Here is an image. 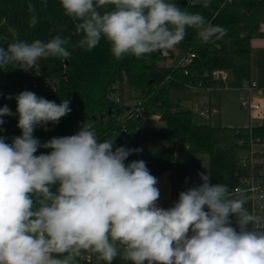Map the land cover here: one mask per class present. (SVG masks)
Segmentation results:
<instances>
[{"label":"clouds","instance_id":"obj_1","mask_svg":"<svg viewBox=\"0 0 264 264\" xmlns=\"http://www.w3.org/2000/svg\"><path fill=\"white\" fill-rule=\"evenodd\" d=\"M59 2L81 37L74 47L91 51L103 37L117 60L166 54L189 28L204 43L227 33L171 0ZM188 3L207 8L211 0ZM27 7L34 27L36 6ZM69 43L60 35L8 42L0 47V68L16 65L39 75L40 60L71 56ZM14 98L21 135L11 143L0 136V264H78L85 252L104 264L117 257L128 264H264V216L245 206L247 189L212 184L205 171L201 184L164 209L146 162L126 163L140 148L114 147L117 136L101 142L85 121L74 135L41 143L34 130L58 124L71 112L70 100L57 104L28 90ZM12 115L7 105L0 107V125ZM41 148L51 151L36 155Z\"/></svg>","mask_w":264,"mask_h":264},{"label":"trees","instance_id":"obj_2","mask_svg":"<svg viewBox=\"0 0 264 264\" xmlns=\"http://www.w3.org/2000/svg\"><path fill=\"white\" fill-rule=\"evenodd\" d=\"M29 2L36 6L38 23L34 27L29 25ZM171 2L189 12L200 13L210 23L227 30L223 38L204 43L196 29H187L179 45L184 55L194 53L195 57L186 66L168 64L176 55L174 52L171 57L157 51L140 58L125 55L117 60L103 37L91 51L74 47L81 37L75 33V23L65 15L59 0H0V47L6 49L7 43L15 40L31 43L60 35L70 38L66 47L71 52L66 61L58 57L39 61L51 77L67 75L55 91L23 89L22 83L34 78V70L25 72L16 65L0 68V107L7 105L14 114L3 117L5 123L0 125L3 129L0 136L11 143L13 137L21 135L14 98L20 92L32 91L57 104L68 99L71 112L67 116L58 124L49 123L34 130V137L41 143L52 137L74 135L85 121L93 124L99 141L117 136L114 147L142 150L129 156L126 163L143 160L153 176L171 170L175 183L181 186L176 190L174 203L179 193L187 190L185 179L191 176L193 160L198 154L209 156L210 182L224 183L233 189L240 183V177L251 171L250 165L244 163L249 141L251 136L264 135V126L249 128L196 122L193 112L183 106L175 92L195 90L202 94L203 90L221 87L223 84L211 76L215 69L230 70L236 82L252 79V39L264 37V0H211L207 8L184 6L180 0ZM10 95L12 99L7 98ZM138 100L142 101L146 115L160 116L163 122L160 127L142 130V120L130 117L131 105ZM148 137L165 146L159 150L144 147L140 141ZM50 151L41 148L35 154ZM245 206L250 210L249 202ZM231 219L235 227V217ZM88 255L91 256L89 261ZM98 261L104 264L87 252L78 258V264H97ZM112 264L128 262L117 257Z\"/></svg>","mask_w":264,"mask_h":264},{"label":"built area","instance_id":"obj_3","mask_svg":"<svg viewBox=\"0 0 264 264\" xmlns=\"http://www.w3.org/2000/svg\"><path fill=\"white\" fill-rule=\"evenodd\" d=\"M194 57V53L184 55L177 63L186 66L192 62ZM38 64L40 65L39 62ZM211 76L222 83L224 87H228L230 82L234 80L232 72L227 69H215L212 71ZM66 78L67 75L65 73L62 77H51L40 65V74L36 75L34 71V78L30 82L22 83V88L54 91L61 86L62 81ZM242 88L244 91L241 105L249 111L250 116V123L246 127L264 126V88L259 87L255 79L243 81ZM212 89L203 90V93L209 92ZM256 92H259V95H256ZM202 95H199L196 99L198 111L200 115L209 118L210 121L212 117L220 114L221 109L210 98H200ZM130 117L136 121L148 117L142 101L138 100L132 103ZM159 117V115H153L154 119H159ZM244 163L250 165L251 171L249 174L241 176L240 183L233 187V189H230V191H234L237 188L247 189L250 197V210L264 216V135L251 136L249 152L244 159ZM87 259L89 261L91 256L88 255Z\"/></svg>","mask_w":264,"mask_h":264},{"label":"rangeland","instance_id":"obj_4","mask_svg":"<svg viewBox=\"0 0 264 264\" xmlns=\"http://www.w3.org/2000/svg\"><path fill=\"white\" fill-rule=\"evenodd\" d=\"M176 55L168 61V64H175L184 55V49L178 44L171 49ZM252 79L257 80L259 87L264 88V50H254ZM243 82H236L232 80L228 87H215L210 92L195 93V90L176 91L175 96L181 99L183 106L193 112L194 120L196 122H208L209 118L200 115L197 105V97L210 98L221 112L219 115L212 117L210 120L214 125L222 124L225 126H247L250 123L249 111L241 105V98L243 95ZM163 124L159 119H154L153 115H148L142 120L141 129L152 130L158 128ZM144 147L152 149H162L165 145L158 142L155 138H142L140 141ZM209 174V164L207 163L205 154H198L194 157L192 165V187L202 183L199 173L205 172ZM97 264H100L98 261Z\"/></svg>","mask_w":264,"mask_h":264},{"label":"crops","instance_id":"obj_5","mask_svg":"<svg viewBox=\"0 0 264 264\" xmlns=\"http://www.w3.org/2000/svg\"><path fill=\"white\" fill-rule=\"evenodd\" d=\"M262 30L264 31V23L262 24ZM264 50V37H255L252 39V53L254 50ZM252 69H253V57H252ZM213 90V89H212ZM210 90L209 92L211 93ZM259 95V92H256ZM207 163L209 164V156L205 154ZM192 175V174H191ZM158 179L157 187L160 189V198L158 201V206L164 209H168L173 206L174 199L176 196V190L181 186L175 183V174L171 171H165L157 176ZM192 176H187L185 179V188L192 187Z\"/></svg>","mask_w":264,"mask_h":264},{"label":"water","instance_id":"obj_6","mask_svg":"<svg viewBox=\"0 0 264 264\" xmlns=\"http://www.w3.org/2000/svg\"><path fill=\"white\" fill-rule=\"evenodd\" d=\"M180 3L184 6L189 5L188 0H180ZM198 5V4H197ZM159 52V51H158ZM160 53V52H159ZM161 54V53H160ZM162 56L165 57H171L173 55L172 50H169L166 54H161Z\"/></svg>","mask_w":264,"mask_h":264}]
</instances>
